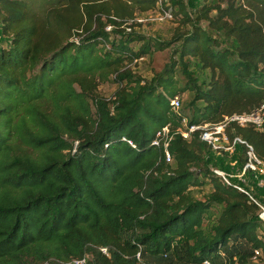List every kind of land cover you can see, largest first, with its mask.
Segmentation results:
<instances>
[{
  "label": "trees",
  "instance_id": "trees-1",
  "mask_svg": "<svg viewBox=\"0 0 264 264\" xmlns=\"http://www.w3.org/2000/svg\"><path fill=\"white\" fill-rule=\"evenodd\" d=\"M160 3L177 16L167 40L136 31L156 0H0V264H264L252 195L178 133L264 101V0ZM169 47L149 78L127 66ZM164 126L168 161L151 144ZM225 133L264 159V121Z\"/></svg>",
  "mask_w": 264,
  "mask_h": 264
},
{
  "label": "built area",
  "instance_id": "built-area-1",
  "mask_svg": "<svg viewBox=\"0 0 264 264\" xmlns=\"http://www.w3.org/2000/svg\"><path fill=\"white\" fill-rule=\"evenodd\" d=\"M157 8L155 9L156 17L150 18L148 16V20L155 21H163L171 19V13L168 9L162 8L160 0H156ZM136 21H143L140 17H135ZM109 27H106L108 29ZM128 29V28H127ZM170 107L172 110H176L179 107V102L176 97H174L170 102ZM264 121V101L255 109L249 112H241V113H232L229 115H225L222 119L215 123H202V124H193L188 123L186 118H181L180 123L182 128L178 130V133L183 138H187L190 133L198 132V136L200 140L204 141L210 148L211 151H223V152H234L237 145H242L244 152V160L242 165L235 174L237 177H245L248 173H250L253 177V181L256 187L264 189V159L259 158L254 153L252 146L247 143L245 140L241 139L238 136L228 137L225 133V128L230 124H234L237 126L251 125L255 129H259ZM168 133V128L166 126L162 127L159 131L155 132V137L151 140V144L157 145L159 140L163 137L165 140L162 143L164 148V157L165 160H169V155L165 150L166 147V134ZM215 175L219 176L221 181L226 185H232L237 190L243 191L245 193L246 190L242 189L239 185H235L230 183L229 178L232 176L230 174L223 173L221 171L213 170ZM250 199H252L250 197ZM257 209V218L264 222V208L259 205L254 199ZM100 251L103 254H106V250L101 248ZM258 255V251L254 250L252 255V261H255ZM86 256L72 259L71 264H86ZM203 264H209L208 261H204Z\"/></svg>",
  "mask_w": 264,
  "mask_h": 264
},
{
  "label": "rangeland",
  "instance_id": "rangeland-1",
  "mask_svg": "<svg viewBox=\"0 0 264 264\" xmlns=\"http://www.w3.org/2000/svg\"><path fill=\"white\" fill-rule=\"evenodd\" d=\"M186 1V0H184ZM155 9L146 10L143 13L137 14L135 17L145 19L141 22V25L136 27V31H139L142 35L147 36L151 39L167 40L169 35L177 25V16L173 15L171 20L163 21H150V18L156 17ZM172 53V47L166 48L161 51H154L150 57L139 58L138 60L131 61L127 66L136 75L141 77L149 78L154 72L159 71L162 66L168 62ZM111 77V76H110ZM184 82V78L179 76L177 78V84L181 85ZM114 89V84L108 79L104 82H99L96 88V92L103 96H109ZM190 95L187 91L182 92L176 96L179 104H185L189 99ZM236 151V150H235ZM223 152V151H209L206 154L208 166L211 171L217 170L226 174L232 175L229 178L230 183L239 185L242 189L252 195L253 199L264 208V191L258 189L253 184L250 176L247 174L245 177H237L235 174L239 171L242 165V158L236 152ZM189 191L196 199L204 197L205 193L210 190L208 184L200 186H190ZM253 264H258L254 262Z\"/></svg>",
  "mask_w": 264,
  "mask_h": 264
}]
</instances>
